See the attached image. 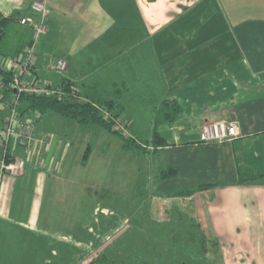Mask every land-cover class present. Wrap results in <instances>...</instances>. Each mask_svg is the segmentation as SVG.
<instances>
[{
  "label": "crops",
  "instance_id": "obj_1",
  "mask_svg": "<svg viewBox=\"0 0 264 264\" xmlns=\"http://www.w3.org/2000/svg\"><path fill=\"white\" fill-rule=\"evenodd\" d=\"M42 1L46 32L27 79L69 82L80 100L117 101L126 130L143 139L164 98L182 110L172 125L159 123L166 143L146 154L123 150L98 125L25 115L41 146L28 150L13 139L8 152L25 159L24 171L0 166V264H63L71 255L88 263L92 249L109 242L110 213L125 211L127 200L147 201L154 221L175 212L205 234L227 233L251 264H264V175L239 183L243 170L264 173V17L233 18L220 0ZM31 3L0 0V15L37 21ZM60 57L62 72L54 69ZM7 111L0 102V121ZM220 119L236 122L240 134L201 142V125ZM169 164L177 177L159 180ZM200 183L218 185L181 194Z\"/></svg>",
  "mask_w": 264,
  "mask_h": 264
},
{
  "label": "rangeland",
  "instance_id": "obj_2",
  "mask_svg": "<svg viewBox=\"0 0 264 264\" xmlns=\"http://www.w3.org/2000/svg\"><path fill=\"white\" fill-rule=\"evenodd\" d=\"M43 2L42 0H39ZM233 18L264 17V0H220ZM44 3V2H43ZM235 10V11H234ZM116 107L113 108L115 110ZM111 133L112 138L121 137ZM133 135V134H131ZM134 136V135H133ZM135 139L141 138L134 136ZM122 140V139H121ZM138 140V139H137ZM159 162V161H157ZM125 211L110 213L111 222L105 226L108 242L100 249H92L90 260L103 253L105 259L96 264H251L250 255L242 254L244 246L234 242L227 233L205 234L173 212L169 221H154L148 211V202L127 200ZM120 212V213H119ZM167 215V214H166ZM170 217V216H168ZM1 242H0V252ZM74 253L75 248L68 249ZM70 256H68L69 258ZM63 264H79L71 258ZM65 261H67L65 263ZM76 261V262H75ZM84 263L83 264H89Z\"/></svg>",
  "mask_w": 264,
  "mask_h": 264
},
{
  "label": "trees",
  "instance_id": "obj_3",
  "mask_svg": "<svg viewBox=\"0 0 264 264\" xmlns=\"http://www.w3.org/2000/svg\"><path fill=\"white\" fill-rule=\"evenodd\" d=\"M20 17L21 16L18 13H13L8 16L0 15V57L9 60V62L20 55L24 47L32 41V27L20 24ZM6 66L7 65L5 64H0V79L4 82L0 102L5 103L7 109H9V107L14 105L12 102L14 90L11 85L13 70L9 66ZM59 86L63 91L61 96L28 92L19 93L18 104L16 105L17 116L23 118L26 115L28 118H35V121L41 115L48 112H54L85 125H98L119 135L123 142V150L134 151L137 154L148 153L150 151L149 147L156 149L165 145L166 139L159 133L158 125L159 123L172 125L182 110V105L176 99L164 98L159 104L156 117L152 122L153 131L150 139L137 138V140L133 135L128 136L122 130L114 127L115 119L119 118V115L122 112V106L117 101L96 102L91 99L80 100L77 99L76 91L71 83L62 82ZM114 107H116L115 110H113ZM105 112L109 115L105 116ZM3 118L0 121L1 130ZM89 150V147L85 148L81 159L82 164L86 163ZM14 156L15 155L8 152V148L5 152H3V148H0V159L4 157L5 161L8 162L12 160ZM177 175L178 168L175 165L169 164L160 170L159 180L175 178ZM263 175L264 173L262 172H255L246 169L239 173V183L245 184L252 182ZM216 185L218 184L200 183L195 189L185 190L181 194L191 195L194 191L209 189ZM103 259H105V255L101 253L98 259L95 257L94 260H90L89 264H96L97 261L99 262Z\"/></svg>",
  "mask_w": 264,
  "mask_h": 264
},
{
  "label": "built area",
  "instance_id": "obj_4",
  "mask_svg": "<svg viewBox=\"0 0 264 264\" xmlns=\"http://www.w3.org/2000/svg\"><path fill=\"white\" fill-rule=\"evenodd\" d=\"M31 8L39 14V20L35 21L29 16H21L19 23L32 27V41L26 45L20 55L13 58L7 66L12 68L13 74L11 85L16 92L12 97L13 106L9 107L8 113L3 118L2 131L0 133V148L3 152L9 148V144L13 139L27 148L39 149L40 143L35 141V126L32 121L25 120L17 116L16 105L18 104V94L21 92L37 93V94H53L61 96L63 94L60 86H54L47 82H38L29 80L26 76L29 74L33 61L35 59L34 43L38 37L46 32L45 19L48 15V8L39 1L33 0ZM6 66V67H7ZM67 61L65 58H57L54 63V69L58 72L65 70ZM4 82L0 79V97ZM109 114L105 112V116ZM115 128L122 130L126 135L131 136L130 132L126 130L125 125L120 118L115 119ZM240 134V128L236 122L231 120H213L204 122L199 130V140L204 143L223 142L232 140ZM26 161L20 156H14L12 160L6 162L4 157L0 159V166L4 172L14 176H19L23 173Z\"/></svg>",
  "mask_w": 264,
  "mask_h": 264
},
{
  "label": "water",
  "instance_id": "obj_5",
  "mask_svg": "<svg viewBox=\"0 0 264 264\" xmlns=\"http://www.w3.org/2000/svg\"><path fill=\"white\" fill-rule=\"evenodd\" d=\"M13 90H14V92H16L15 88Z\"/></svg>",
  "mask_w": 264,
  "mask_h": 264
}]
</instances>
